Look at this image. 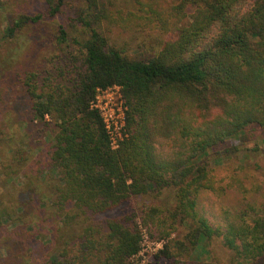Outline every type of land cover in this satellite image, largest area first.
I'll use <instances>...</instances> for the list:
<instances>
[{
  "label": "trees",
  "instance_id": "16d2710c",
  "mask_svg": "<svg viewBox=\"0 0 264 264\" xmlns=\"http://www.w3.org/2000/svg\"><path fill=\"white\" fill-rule=\"evenodd\" d=\"M51 1L55 14L63 0ZM136 1L149 13L145 19L132 15L137 22L124 27L154 22L168 32L175 18L156 54L134 57L109 45L98 29L109 15L97 0H87L86 11L77 16L87 37L76 63L59 69L60 80L51 73L39 80L31 71L23 79L31 121L50 134L47 164L59 173L54 204L63 212L65 229L73 231L42 264H131L141 251L138 223L107 217L98 226L94 217L169 187L175 206L168 217L160 218L155 204L146 205L140 217L148 232L165 238L177 222L187 227L183 238L164 245L162 256L188 264L190 251L221 237L236 257L264 264V204L242 206L218 226L202 213L198 198L201 190L215 189L201 157L250 126L264 128V0H184L166 9L154 0ZM185 17L187 23L178 27ZM36 20L20 17L6 34ZM114 85L121 88L128 132L117 149H111L92 106L97 89ZM159 138L173 142L172 155L159 151ZM260 139L264 142V134Z\"/></svg>",
  "mask_w": 264,
  "mask_h": 264
},
{
  "label": "rangeland",
  "instance_id": "374dc122",
  "mask_svg": "<svg viewBox=\"0 0 264 264\" xmlns=\"http://www.w3.org/2000/svg\"><path fill=\"white\" fill-rule=\"evenodd\" d=\"M86 1L63 0L58 12L51 14L49 0H0V264H42L59 253L73 232L65 229L63 212L54 204L53 187L59 173L47 164L50 134L36 121H31V101L23 79L31 71L38 74L39 80L47 73L60 80L61 67L76 63L81 55L79 47L87 37L77 23L78 14L86 11ZM154 1L161 9H166L184 0ZM97 3L109 15L99 23V31L109 45L129 56L156 54L170 29L174 30L175 18L169 22L168 32L154 22L146 23L144 28L124 27L137 22L132 15L145 19L149 13L147 7L140 9L136 0H97ZM190 11L192 9L187 13ZM23 16H38V20L26 22L14 34L7 35V27ZM187 20L185 17L176 25L180 27ZM61 30L65 39L61 37ZM101 95L103 101L110 99L122 106L121 139L116 148H111L117 149L128 137L121 88L111 86ZM263 134L264 128L250 126L241 135L226 138L201 157L208 165L215 189L201 190L199 208L212 224L222 225L226 215L242 206L257 208L264 204V142L260 139ZM158 140L159 151L167 156L174 153L171 140ZM149 204L160 208V218L168 217L175 206L174 189L163 188L157 195L150 192L135 197L113 211L97 214L94 223L102 226L107 217H122L130 219L131 224L138 223L142 231L141 251L129 262L172 264L174 256L167 258L159 252L170 239L183 238L187 227L177 222L168 230L166 238L148 232L140 224V217ZM204 245L190 251L186 257L188 264H255L254 260L236 257L222 243L221 237H214Z\"/></svg>",
  "mask_w": 264,
  "mask_h": 264
},
{
  "label": "built area",
  "instance_id": "2783aa9c",
  "mask_svg": "<svg viewBox=\"0 0 264 264\" xmlns=\"http://www.w3.org/2000/svg\"><path fill=\"white\" fill-rule=\"evenodd\" d=\"M108 88L97 89L92 106L99 112L109 138L111 148H116L119 140L121 139L120 130L124 125V113L120 103L112 102L110 99L103 101L101 98V94L106 93Z\"/></svg>",
  "mask_w": 264,
  "mask_h": 264
}]
</instances>
